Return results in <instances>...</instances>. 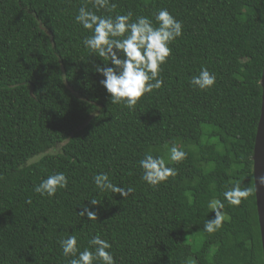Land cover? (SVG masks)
<instances>
[{
    "label": "trees",
    "instance_id": "obj_1",
    "mask_svg": "<svg viewBox=\"0 0 264 264\" xmlns=\"http://www.w3.org/2000/svg\"><path fill=\"white\" fill-rule=\"evenodd\" d=\"M97 15L153 19L167 9L182 22L170 43L161 88L133 110L112 104L74 21L90 0H0V264H69L59 241L108 240L116 264H264L255 192L232 206L223 192L254 187L253 147L261 106L264 0H111ZM207 68L208 90L190 84ZM92 116V117H91ZM175 145L186 152L169 161ZM161 157L177 175L156 187L139 160ZM56 172L68 185L49 198L34 186ZM133 191L101 192L93 178ZM91 199L100 201L91 205ZM213 199L224 202L223 226ZM87 206L97 220L79 213Z\"/></svg>",
    "mask_w": 264,
    "mask_h": 264
},
{
    "label": "clouds",
    "instance_id": "obj_2",
    "mask_svg": "<svg viewBox=\"0 0 264 264\" xmlns=\"http://www.w3.org/2000/svg\"><path fill=\"white\" fill-rule=\"evenodd\" d=\"M96 11L81 6L74 16V21L89 30L90 35L83 40V45L90 55L99 57L103 66L97 64L95 71L102 76L99 83L109 94L112 104L124 105L133 110L139 99L146 93L162 87V65L172 53L170 43L182 36L183 25L167 9H160L154 14L158 26L153 25V19L147 16H137L132 20V13L121 15H97L101 9L111 13L117 5L111 0H90ZM216 83V76L207 68H202L198 75L193 76L190 84L197 90H208ZM186 152L173 145L169 149V161L181 162L186 158ZM142 169V180L150 187H156L170 177L177 175L174 167L168 166L161 157L146 155L139 160ZM255 187H241L236 182L223 192V198L229 205L239 206L243 199L256 192V185H264V174L253 177ZM96 188L101 192L111 191L127 197L133 189H125L113 184L107 173H98L93 178ZM68 185V177L64 172H56L42 179L34 186L35 193L41 196L53 197L58 189ZM91 205L100 201L89 200ZM208 207L214 217L204 224L207 233H213L223 226L225 204L220 199H213ZM87 216L89 220H97L96 211L89 210L87 206L79 213ZM64 257H73L69 264H116L112 252V244L95 235L88 241L89 247L80 250L77 237L70 235L59 241Z\"/></svg>",
    "mask_w": 264,
    "mask_h": 264
},
{
    "label": "water",
    "instance_id": "obj_3",
    "mask_svg": "<svg viewBox=\"0 0 264 264\" xmlns=\"http://www.w3.org/2000/svg\"><path fill=\"white\" fill-rule=\"evenodd\" d=\"M261 85V106L257 123L255 141L253 147V177L264 174V64L260 79ZM254 179V178H253ZM255 187V180H254ZM255 200L258 223L261 235L262 256L264 263V185H256Z\"/></svg>",
    "mask_w": 264,
    "mask_h": 264
},
{
    "label": "bare ground",
    "instance_id": "obj_4",
    "mask_svg": "<svg viewBox=\"0 0 264 264\" xmlns=\"http://www.w3.org/2000/svg\"><path fill=\"white\" fill-rule=\"evenodd\" d=\"M92 117V116H91Z\"/></svg>",
    "mask_w": 264,
    "mask_h": 264
}]
</instances>
